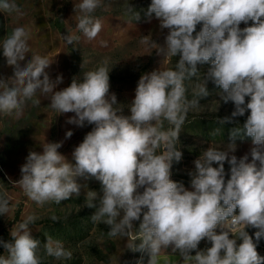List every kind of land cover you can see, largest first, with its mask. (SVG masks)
Here are the masks:
<instances>
[{"label":"clouds","instance_id":"clouds-1","mask_svg":"<svg viewBox=\"0 0 264 264\" xmlns=\"http://www.w3.org/2000/svg\"><path fill=\"white\" fill-rule=\"evenodd\" d=\"M101 3L80 0L74 5L80 13L77 28L89 40L102 29L100 19L92 15ZM0 11L20 10L14 0H0ZM146 14H154L161 29L168 30L158 54L179 59L175 70H154L140 77L127 116L123 108L114 107L116 95L109 96L106 61L86 72L82 81L73 79L70 86L54 91L63 78L50 79L47 57L32 55L26 61L29 48L24 28H15L3 40V56L14 74L11 85L0 79V114L19 116L25 101L40 91L50 94L52 109L75 113L68 123L94 125L75 147V163L58 151L62 142H46L42 152H29L20 168L21 178L12 183L37 204H59L79 196V179L94 178L101 183L103 195L97 206L93 204L97 194L87 193L91 200L87 206L96 208L92 220L108 225L111 236H127L139 221L141 242L132 250L146 252L148 264H158L157 256L167 248L194 264H264V256L257 251L264 238V0H151ZM134 15L139 20V13ZM241 23L247 26L241 28ZM197 25H202L198 32ZM66 39L71 43L76 38ZM198 64L210 67L195 94L207 97L211 81L220 89L221 100L235 106L231 116L218 122L227 124L248 115L242 127L229 131L226 148L210 145L194 161L189 190L171 179V169L173 161L182 157L175 148L180 128L189 108L199 104L186 99L184 86L186 79L197 74ZM164 121L174 127L163 130ZM72 135L66 132V138ZM245 138L253 145L250 162L247 154L239 159L230 155L236 151V141ZM161 147L163 152L157 154ZM225 162L230 165L228 179ZM8 211L9 199L0 195V215ZM35 219L29 215L10 231V241L0 240L8 252L7 257L0 256V264H41V242L29 230ZM249 227L256 229L255 242L246 231ZM204 239L211 247L191 255ZM44 248L57 260L72 257L51 236Z\"/></svg>","mask_w":264,"mask_h":264},{"label":"rangeland","instance_id":"rangeland-1","mask_svg":"<svg viewBox=\"0 0 264 264\" xmlns=\"http://www.w3.org/2000/svg\"><path fill=\"white\" fill-rule=\"evenodd\" d=\"M80 0H14L19 12L0 11V79H5L12 84L10 79L14 68L9 66L3 56L2 43L17 27H22L27 33L29 51L26 61L32 55L47 57L50 66L46 69L50 79L55 81L62 76V82L57 84L54 91H60L70 86L73 79L82 81L86 72L95 70L106 61L109 70L110 91L115 94L117 104L114 107L123 108V115H130V103L134 100L135 89L140 77L154 70H175L178 56L166 57L160 55L157 49L165 43L167 29H161L160 21L152 14L149 17L147 8L151 0H102L92 15L100 19L102 29L99 34L89 40L77 28L79 11L74 5ZM129 6L133 9L129 11ZM135 12L139 13V20L135 19ZM247 25L241 23L243 28ZM202 25H197L198 32ZM68 33L75 37L73 46L63 40L62 34ZM195 34V33H194ZM147 37V42L142 38ZM25 61V62H26ZM24 62H21L23 66ZM210 64H198L197 74L184 81L186 99L198 100L199 104L190 107L186 119L180 128V135L175 141V148L180 150V161H173L171 179L182 183L191 190L190 172L194 171V161L210 145L217 149H224L229 143V131L234 127H242L248 113L233 119V122L221 124L219 118L231 116L235 110L234 104L221 100L220 89L211 81L207 88L209 95L201 97L196 95L197 85L203 83L205 73ZM2 91V89H0ZM39 100V104H33ZM248 98L246 97V102ZM50 94L45 95L40 91L30 100H26L22 112L18 116L15 112L11 115L0 114V195L9 199V211L0 215V240L3 232L13 230L29 215L36 217L29 225V230L34 239L41 244L38 255L41 264H148L149 256L146 252H133L132 246L141 242L139 235V221L134 222V227L127 236L109 235L110 227L102 222H94L91 216L95 207H88L91 202L87 195L90 191L97 194L93 204L98 206L99 198L103 195L102 185L94 178L79 179L82 185L79 196L57 204L53 201L40 205L32 201L19 185L13 181L21 178L20 168L26 162L30 151L42 152V146L48 142H62L58 151L69 162L75 163L72 153L94 125L85 123L83 127L68 123L75 113L60 114L50 106ZM164 121L163 130L173 128ZM72 131L73 135L66 138V132ZM253 147L251 139L245 138L236 141L235 155L238 159L244 155L249 156ZM163 147L157 149V154L163 152ZM214 167L218 165L214 164ZM226 179L230 178V165L224 164ZM143 191V189H140ZM18 212V220L15 216ZM52 217H56L55 220ZM253 237L256 229L246 228ZM48 236L63 243L66 250L71 251V259L57 260L48 256L44 243ZM239 243V241H238ZM211 247L207 239L202 240L196 251ZM259 255L264 256V238L257 245ZM4 257L8 252L4 250ZM171 260L169 264H194L186 262L178 251L172 248L161 249L157 256L158 264ZM175 260V263L173 262ZM166 264V263H165ZM168 264V263H167Z\"/></svg>","mask_w":264,"mask_h":264},{"label":"trees","instance_id":"trees-1","mask_svg":"<svg viewBox=\"0 0 264 264\" xmlns=\"http://www.w3.org/2000/svg\"><path fill=\"white\" fill-rule=\"evenodd\" d=\"M15 219L18 220V212H17V215L15 216ZM1 240L5 241V242H8V241L11 240V236H10L8 230H5V231L3 232V235H2ZM4 250H5V249H4L2 246H0V256L3 255Z\"/></svg>","mask_w":264,"mask_h":264},{"label":"water","instance_id":"water-1","mask_svg":"<svg viewBox=\"0 0 264 264\" xmlns=\"http://www.w3.org/2000/svg\"><path fill=\"white\" fill-rule=\"evenodd\" d=\"M67 36H70V35L68 33H63L62 34L63 40H65L69 46H73V41L69 43V41L66 39Z\"/></svg>","mask_w":264,"mask_h":264},{"label":"crops","instance_id":"crops-1","mask_svg":"<svg viewBox=\"0 0 264 264\" xmlns=\"http://www.w3.org/2000/svg\"><path fill=\"white\" fill-rule=\"evenodd\" d=\"M175 263V260L173 261ZM166 264L168 263H171V260H169L168 262H165ZM165 263H160V264H165Z\"/></svg>","mask_w":264,"mask_h":264}]
</instances>
